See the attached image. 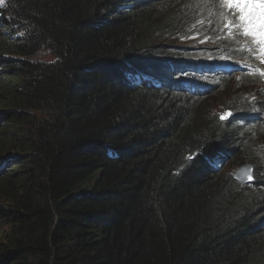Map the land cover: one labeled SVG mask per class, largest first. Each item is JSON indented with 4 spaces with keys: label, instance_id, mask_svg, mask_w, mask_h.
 <instances>
[{
    "label": "trees",
    "instance_id": "obj_1",
    "mask_svg": "<svg viewBox=\"0 0 264 264\" xmlns=\"http://www.w3.org/2000/svg\"><path fill=\"white\" fill-rule=\"evenodd\" d=\"M225 9L3 0L0 264H264V53Z\"/></svg>",
    "mask_w": 264,
    "mask_h": 264
},
{
    "label": "snow or ice",
    "instance_id": "obj_2",
    "mask_svg": "<svg viewBox=\"0 0 264 264\" xmlns=\"http://www.w3.org/2000/svg\"><path fill=\"white\" fill-rule=\"evenodd\" d=\"M230 10L237 11L236 25L242 34L253 38L264 53V0H224ZM3 4V0H0ZM251 178V177H250Z\"/></svg>",
    "mask_w": 264,
    "mask_h": 264
},
{
    "label": "water",
    "instance_id": "obj_3",
    "mask_svg": "<svg viewBox=\"0 0 264 264\" xmlns=\"http://www.w3.org/2000/svg\"><path fill=\"white\" fill-rule=\"evenodd\" d=\"M233 178L240 184L245 185L253 181V165L249 162H242L232 173ZM251 177V178H250Z\"/></svg>",
    "mask_w": 264,
    "mask_h": 264
},
{
    "label": "rangeland",
    "instance_id": "obj_4",
    "mask_svg": "<svg viewBox=\"0 0 264 264\" xmlns=\"http://www.w3.org/2000/svg\"><path fill=\"white\" fill-rule=\"evenodd\" d=\"M156 41H158V42L164 44L165 47H169V46H173V45H175L173 42H171V41L169 40V38H167V39L164 40L162 37H159V38H157ZM37 58L47 59L48 56H47V55H39ZM222 96H223V99H224L225 97H227V95H226V91H224V92H223V95L221 94V96H219V97H222ZM223 99H222V100H223ZM220 103H221V101H220V99H219L218 102H216V105H217V107H215L216 110L218 109ZM230 162H231V157H230L229 159H227V160L222 164V166H221L220 168H224V169H225V172H227V171H229V170H231V172H234V171L237 169L238 166L233 167V168H230Z\"/></svg>",
    "mask_w": 264,
    "mask_h": 264
},
{
    "label": "bare ground",
    "instance_id": "obj_5",
    "mask_svg": "<svg viewBox=\"0 0 264 264\" xmlns=\"http://www.w3.org/2000/svg\"><path fill=\"white\" fill-rule=\"evenodd\" d=\"M226 19H227V18H226ZM219 24H220V23H219ZM228 24H229V23H228ZM220 25H221V24H220ZM214 27H216V26H214ZM218 27H219V26H218ZM215 29H216V28H215ZM241 33H242V32H241ZM243 37H246V36H243ZM205 39H206V38H205ZM207 39H208V38H207ZM214 61H215V60H214ZM209 62H210V61H209ZM178 70H179V69H178ZM245 71H246V70H245ZM245 71H244V72H245ZM192 73H193V72H192ZM254 73H255V72H254ZM153 75H154V74H153ZM154 76H155V75H154ZM211 76H213V75H211ZM249 76H250V75H249ZM213 77H214V76H213ZM246 77H247V76H246ZM252 77H253V76H252ZM165 78H167V77H165ZM169 78H170V77H169ZM193 79H194V78H193ZM195 79H197V78H195ZM202 79H203V78H202ZM202 79H201V80H202ZM212 79H213V78H212ZM205 80H206V79H205ZM253 80H254V79H253ZM158 81H159V80H158ZM248 81H249V83H250L251 80H248ZM204 82H205V81H204ZM213 83H214V82H213ZM210 84H211V83H210ZM210 84H209V85H210ZM246 84H247V83H245L244 86H246ZM215 86H216V85H215ZM244 88H245V87H244ZM207 90H208V89H207ZM205 91H206V90H205ZM253 92H254V91H253ZM255 92H256V91H255ZM206 93H207V92H206ZM209 93H210V92H209ZM202 95H203V94H202ZM249 96H250V95H249ZM244 100H245V99H244ZM248 102H249V101H248ZM250 102H251V100H250ZM222 106H223V105H222ZM226 107H227V106H226ZM221 110H222V109H221Z\"/></svg>",
    "mask_w": 264,
    "mask_h": 264
},
{
    "label": "clouds",
    "instance_id": "obj_6",
    "mask_svg": "<svg viewBox=\"0 0 264 264\" xmlns=\"http://www.w3.org/2000/svg\"><path fill=\"white\" fill-rule=\"evenodd\" d=\"M239 165H240V164H239ZM239 165H238V166H239ZM232 173H233V172H232ZM232 176H233V175H232Z\"/></svg>",
    "mask_w": 264,
    "mask_h": 264
}]
</instances>
